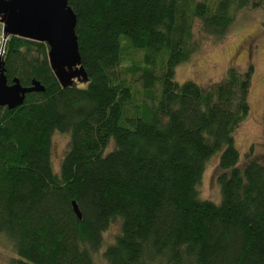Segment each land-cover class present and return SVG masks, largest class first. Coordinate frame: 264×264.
Wrapping results in <instances>:
<instances>
[{"label":"trees","instance_id":"obj_1","mask_svg":"<svg viewBox=\"0 0 264 264\" xmlns=\"http://www.w3.org/2000/svg\"><path fill=\"white\" fill-rule=\"evenodd\" d=\"M68 3L86 83L63 89L44 43L9 37L4 46L7 83L45 88L0 108V235L16 254L8 264H98V254L106 264H264V159L251 148L241 163L233 136L249 113L253 67L206 87L174 80L199 48L195 26L222 40L237 12L264 10V0ZM55 132L69 138L57 171ZM216 154L218 203L198 190ZM114 220L119 232L104 245Z\"/></svg>","mask_w":264,"mask_h":264},{"label":"rangeland","instance_id":"obj_2","mask_svg":"<svg viewBox=\"0 0 264 264\" xmlns=\"http://www.w3.org/2000/svg\"><path fill=\"white\" fill-rule=\"evenodd\" d=\"M264 10L262 8H249L239 11L235 15V21L226 37L216 40L199 32L194 27L195 39L198 42V50L184 63L174 69V80L179 83L193 82L201 87L219 82L232 68L240 73L253 67L251 87L248 104L249 113L235 129L233 136L235 145L239 151L241 163L249 149L252 155L258 159H264L263 141V116H264ZM137 61L142 59L141 52H135ZM155 70L158 74L166 66L167 54L157 55ZM138 91L137 100L144 99L140 86L136 84ZM68 135L55 132L51 140V161L53 169L58 170L61 159L67 149ZM218 154L212 156L206 163L198 186L199 195L203 199H209L215 203L220 202V186L216 182V166ZM120 222L114 220L104 232V245L112 242L119 232ZM12 244L4 235H0V264H8L10 258H16ZM98 264H106L100 254L97 255Z\"/></svg>","mask_w":264,"mask_h":264},{"label":"water","instance_id":"obj_3","mask_svg":"<svg viewBox=\"0 0 264 264\" xmlns=\"http://www.w3.org/2000/svg\"><path fill=\"white\" fill-rule=\"evenodd\" d=\"M0 24L6 41L18 37L47 45L50 69L63 89L88 81L75 31L77 18L68 0H0ZM44 91L35 81L30 87L21 86L18 79L8 84L0 56V108L16 109L24 103L27 94ZM72 207L81 220L75 201Z\"/></svg>","mask_w":264,"mask_h":264},{"label":"built area","instance_id":"obj_4","mask_svg":"<svg viewBox=\"0 0 264 264\" xmlns=\"http://www.w3.org/2000/svg\"><path fill=\"white\" fill-rule=\"evenodd\" d=\"M5 43H6V40H4L3 33L1 30V33H0V56H3Z\"/></svg>","mask_w":264,"mask_h":264}]
</instances>
